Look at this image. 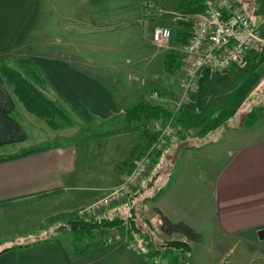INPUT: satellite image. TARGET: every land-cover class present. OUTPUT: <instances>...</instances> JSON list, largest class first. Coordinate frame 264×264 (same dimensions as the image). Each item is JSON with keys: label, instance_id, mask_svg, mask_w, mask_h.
I'll return each mask as SVG.
<instances>
[{"label": "crops", "instance_id": "crops-1", "mask_svg": "<svg viewBox=\"0 0 264 264\" xmlns=\"http://www.w3.org/2000/svg\"><path fill=\"white\" fill-rule=\"evenodd\" d=\"M44 1L0 0V56L11 49L23 47L37 28L46 25L48 17L52 19L53 31L58 21L64 25L73 17V24L97 32L119 30L135 23L147 31L158 22L161 26H170L174 34L171 48L166 53L173 55L174 65L171 69H165L163 59L160 63L162 72L158 71L169 78V82L167 85L157 84L166 96L172 95L171 89L180 80L179 73L184 72L186 63V56L180 51L183 44L181 37L185 32L190 33L194 21L182 12L189 8L188 0H172L169 4H166L167 0H158L159 4L153 8L148 6V0H62L64 5H59V0H52V12ZM196 6L195 15L200 10V4L197 3ZM255 10L256 7H253L251 12L256 14ZM253 18L257 23L252 17L251 22L261 32L264 14L253 15ZM250 53H254V48L230 69L215 73L227 76L236 71L232 76L235 78L236 74L256 61L254 54L257 51L253 54L256 59ZM21 57L31 59L39 67L41 77L38 78L37 87L42 86L43 90L54 93L59 103L64 107L70 106L72 113L82 117L86 115L83 117L85 119L99 118L101 121L113 116L122 119L118 125L109 128L112 131H109L110 139L105 141V145L90 148L88 145L92 141L85 138L87 140H84V145L87 148L75 143L66 154L46 147L22 157L1 161L0 202L9 201L5 206L25 201L39 204V199L47 196L67 197L62 191L66 187L72 191L69 194L77 195V200L82 203L92 196L93 200L97 199L105 188L115 184L129 169L131 162L126 169L119 170V174L113 172L115 163H120V156L128 157L136 147L147 145L151 139L152 132L146 126L139 131V120L128 122L123 118L127 108L143 99L131 101L130 96H126L125 86L115 85L119 74L113 71H109V75L105 72L81 71L53 54ZM1 61L4 60L1 58ZM215 73H210L208 68L202 71L199 77L200 87L195 94L197 99L184 105L185 113L182 115L189 120L208 117L209 121L198 129L189 124L178 123V133L174 135L176 139L173 143H168V149L158 156V161L166 157L171 164L166 167L167 164L163 162L160 173H155L150 181L151 185L156 182L158 189L154 194L159 191L158 195L149 198L153 194L145 191L134 201L141 202V211L154 226L159 227L161 224L156 212L158 209L171 221H182L199 233L197 241L187 240L184 236L178 239L186 241L191 247V251L186 254L189 259L181 264H264V119L260 113L264 102L252 109L256 110L253 118L257 119L247 124L250 109L243 108L234 112L233 108H224L227 103L223 101L222 93L227 90L214 85ZM28 114L35 116L25 109L11 87L0 83V156L31 147L30 142L34 137L29 127L23 123L30 119ZM142 119L146 124L152 120ZM121 125L136 127L138 134L133 137L128 135L130 132ZM115 135L119 136L116 137L118 146ZM125 140L127 145L131 141L134 144L129 149L122 148L119 151ZM84 149H90L91 154L104 161L103 171L96 173L97 167L83 163L86 156H81V161L77 164V158ZM81 163L82 167H78ZM88 179L92 183L83 186L81 182ZM144 196L148 198L143 200ZM57 225L56 222L51 223L49 228L55 231ZM203 234L204 239H209L212 234L214 249L216 243L223 238L238 242L243 237L247 246L237 252L232 260L225 261L226 255H217L216 250L211 251L202 246ZM174 235L180 234L171 236ZM50 236L52 235L46 236L43 231L42 239H39V236L29 233L18 243L0 246V251L4 249L0 252V264H157L155 260L150 259L151 262L144 257L141 250L131 249L128 240L125 242L128 248H104L103 244L99 248L83 250L69 249L60 238ZM17 237L19 236L14 239ZM198 242L200 244L196 249L200 253L193 246Z\"/></svg>", "mask_w": 264, "mask_h": 264}, {"label": "rangeland", "instance_id": "rangeland-1", "mask_svg": "<svg viewBox=\"0 0 264 264\" xmlns=\"http://www.w3.org/2000/svg\"><path fill=\"white\" fill-rule=\"evenodd\" d=\"M167 1L168 2H166V4L172 3V0ZM239 2L247 16L250 18L252 17V20L255 21V23H257V20L253 18V15L264 14V0H239ZM58 3L59 5H64L62 0H59ZM44 4L50 8L49 10L52 12L53 1L45 0ZM158 4V0H148L149 7L153 8ZM187 5H189V8H186V11L182 12L187 14L189 16L188 18L193 21L195 15V13L191 10L193 4L188 0ZM253 7H256V14L251 12ZM73 23L74 17L70 20V22L64 25L58 21L57 25H55V30L53 31L54 27L52 26V19L48 17V22L46 25L37 28V30H35V32L30 35L23 47L9 50L7 54H2L0 56V60L2 58L8 66L17 67L14 63V60L15 58L21 57V55L53 54L57 57L65 59L72 67L81 71H88L91 73L105 72L108 75L109 71H113L119 74L118 81L115 82V85H124L126 96H130L129 99L131 101L143 99V101L161 103L172 110L176 119L185 113L183 109L184 105L190 104L197 99L195 94L199 90L200 79L197 80L196 86L188 92L187 97L181 100V85L184 82L183 77H185V72L183 71L179 73L181 75L180 80L178 81L177 85L171 89L172 95L170 97L166 96L164 91H162L157 85L158 83H164L167 85L169 82V78H166L165 75L160 73L162 72L160 63L164 59L165 54L169 51L168 48H171V42L174 39V34L170 26L167 27L171 29V38L169 40V46L166 48L159 47L152 41L151 35L153 30L155 27L161 26L158 22L151 25V30L147 31H144L142 26H140L138 23H135L122 29L110 30L108 32L88 31L87 28L85 29L78 24ZM261 23L263 24L264 20H262ZM261 34L264 35V27H261ZM254 53H250V55L253 56L254 54V56L257 57L256 59L253 56L256 61L251 62V65L247 66L240 73L236 74L235 78H232V76L236 73V71H233L225 76L221 73H215L218 71L210 70V73H215L213 79L214 85L217 84L219 89L222 88L227 90L222 93V99L227 103L224 107L225 109L233 108L234 112L242 110L243 108L252 110L259 107L264 102V43L258 44L256 47H254ZM19 70L22 71L20 68ZM131 76L139 77V79L133 80L131 79ZM26 77L28 76L26 75ZM29 79L34 81L35 85H38L37 81H35V78L29 76ZM39 88L43 92L45 91L43 90L42 86ZM45 92V94L50 98H55L54 100H56L57 105L62 106V103L58 102L59 99L55 97L54 93L49 91ZM154 92L158 93V99L150 98L151 94ZM177 104H180V108H175ZM192 106L194 105L192 104ZM66 107H64L66 118H62V120H70L72 122V126L60 130H52L46 125L43 118H36L35 116L28 114L30 119H28V121L25 120L23 123L29 127V131L34 137V140H31L30 142L32 143L31 147L36 145H46L48 148H54L57 152L61 151L63 154H66L72 149V145L75 143H78L82 148H84L86 146L84 145L86 143L84 140H87L85 138H88L89 141H92L89 143L91 145H88L90 148L93 146H98L99 144L102 146L107 144L105 141L110 139L109 131L112 130L109 128L118 125V122L122 119L118 116H113L105 120L114 123L110 125V123L101 121L99 118L92 117V119H85L83 117H86V115L82 117L80 114L77 115L72 113L70 106L66 105ZM55 118L58 117L55 116ZM139 122L140 123H137V125H140L139 131H141L142 127L145 126L147 127L148 131L150 130L148 126L149 122L146 124V121L143 119H140ZM176 123L178 126V122ZM121 127L130 132L128 135H132V137L135 134H138L136 127L133 128L132 126L128 127L125 125H121ZM177 133L178 130L176 134ZM95 134L97 135L94 136ZM116 137L119 138V136H114L116 139V145L118 146L119 141ZM175 139L176 137L174 136L170 139L168 138L166 146H164L163 150H161L162 152L158 151L154 157L156 158L160 156L161 153L165 152ZM168 143L170 144L168 145ZM133 144L134 142L131 141V144L127 145V141L125 140L118 150L120 151L122 148L124 150L129 149ZM28 145L26 147H29ZM145 146L143 144L140 147H136L134 152L128 157L120 156L118 159L120 163H115L114 167L112 168L113 172L119 174V170H123V168L126 169L133 156L141 151ZM85 150L86 149H84L80 156H78L77 164L81 161V156H83L82 158L86 156L87 159H83V163H87L89 165L91 164L94 167H97L96 171L98 172L96 173L103 171L101 169L104 166V161L101 160V158L99 159L98 156L93 155V153L91 154L90 149H87L86 151ZM77 155H79L78 149ZM163 162L167 164L166 167L170 166L171 164V162H169L166 157H164V159L162 158L160 161H156L151 170H149L144 178L138 183L145 185L143 191H146L147 194H154L157 191L158 187L156 182L155 185L150 186L146 185V183H149L147 180L153 179L155 173H160V167H162ZM80 166L82 167V163L79 164L78 167ZM128 170L129 169H127V171ZM120 179H118L115 184L105 188L98 198L106 194L113 186L118 184ZM90 183H92V181L89 179L83 180L81 182L83 186ZM62 191L65 192L67 197H64V195H53L39 199V204L31 203L32 201H25L23 203L18 202L9 206L0 207V246L2 247L6 243H18L19 241L24 240L29 233L35 234L40 237L39 239H42L41 235L44 231V234L48 237L49 234H51L52 236L50 237L60 238L64 245L69 249L74 248V245L78 246L79 248H83L90 243H97V248L103 246L104 243V248H108L109 246L115 248H128L126 244L128 240L134 244V246L131 247L129 243L131 249L140 251L141 247L143 250H148L147 253H142V255H144V257L148 255L150 257L148 259L155 260L157 264H162V260L164 261V264H170V262L174 260H172V257L176 255L175 251H173L172 255H163V247L167 245V242L178 240L180 237H183V235L164 236L159 231L158 226H154L148 222L146 219L147 215H144V213L141 211L139 202L135 215V224L138 228L136 232H127L126 230H121L120 228H112L106 232L105 230L98 231V227H95L91 232L77 233L76 235L70 233H55L56 231H53L51 228H49L51 223L56 222L59 224L63 220H69L76 215L81 217L89 216L90 214L87 212V208L94 201L93 196L89 195V197L92 196L90 200L84 203L80 202L77 200V195L73 196L69 194L72 193V191H70V188L68 187H66L65 190L63 188ZM58 195H60V193H58ZM74 197L76 198L74 199ZM70 204H74V206L71 207L72 205ZM120 204H122L123 207H121V205H115L105 209L97 215L92 214L96 217L94 219L90 218V220L98 221L105 218H113L118 213H121L123 215H118L122 216L127 221V217L130 214L129 202L127 200L125 203ZM89 217L93 216L90 215ZM128 222L129 221H127L126 224ZM115 231H119L121 238L112 240L110 243H106L104 240H106V238L112 235V233ZM129 234L134 236L130 237ZM16 236L19 237L14 239ZM204 237L205 234H203L204 242L202 241V246L209 248L208 250L211 251L216 250L217 255H226L224 260H232V257L237 252L244 250L247 246L246 240L243 237H241V240L238 242L226 241V239L223 238L221 241L216 243V249H214L212 234H210L209 239H204ZM227 239L230 240V238ZM156 242L160 245V247H162L161 249L158 248V244ZM199 244V242L193 244L195 249ZM195 251L200 253V250L196 249ZM186 254L187 253H185V255L180 258L179 255H176L174 258H179V264L186 263L184 261L189 259V256ZM151 255H155L156 258L153 259ZM144 257L142 256L143 259ZM152 260L150 261L152 262ZM176 263H178V261H175V264Z\"/></svg>", "mask_w": 264, "mask_h": 264}, {"label": "built area", "instance_id": "built-area-1", "mask_svg": "<svg viewBox=\"0 0 264 264\" xmlns=\"http://www.w3.org/2000/svg\"><path fill=\"white\" fill-rule=\"evenodd\" d=\"M199 4L200 10L194 15L189 37L180 46V51L186 56L181 100L186 98L188 92L196 86L205 68L219 72L226 71L234 63L242 61L251 49L264 43V35L261 34L258 26L251 22L239 0H199ZM151 37L155 45L167 48L171 30L166 26H157ZM131 79L138 80L139 77L131 76ZM150 98L158 99V93L154 92ZM180 104L175 108H180ZM260 113L264 119V107ZM176 122L174 114L168 120L155 118L149 122L148 126L152 132L150 141L133 156L129 170L121 177L119 183L88 206L87 212L90 215L98 214L111 206L129 200L135 186L151 170L154 155L163 150L168 138L176 134L178 130ZM120 238L119 231H115L104 241L110 243ZM129 243L131 247L134 246L133 243Z\"/></svg>", "mask_w": 264, "mask_h": 264}, {"label": "trees", "instance_id": "trees-1", "mask_svg": "<svg viewBox=\"0 0 264 264\" xmlns=\"http://www.w3.org/2000/svg\"><path fill=\"white\" fill-rule=\"evenodd\" d=\"M193 6L191 7L192 12H194V8L198 7L196 6L197 3H199V0H189ZM189 32H185L183 36L181 37L182 43H185L189 37ZM16 60V62H15ZM14 60V63L17 67H11L8 66L6 62L1 61L0 62V83L5 84L8 87H12L13 93L17 96V99L22 103V105L25 107L27 111L34 114L37 117L43 118L46 122V125L53 130H60L64 129L66 127L72 126V122L70 120L63 121L62 118H66V113L64 112V106L57 105L56 100L50 98L47 96L37 85H35L34 81H31L29 79V76L35 78V81L38 82V78H40V70L39 67L35 62H33L31 59L28 58H17ZM164 66L165 69H171V67L174 65V57L172 54H165L164 56ZM19 68L22 70L20 71ZM26 75L28 77H26ZM200 77V76H199ZM42 85V84H40ZM254 111L251 110L247 115L246 122L247 124H251L255 119L253 118ZM173 115L172 110H170L168 107H165L162 104L157 103H151L149 101H141L138 102L131 107L127 108L124 112V119L128 122L132 121H138L142 118L144 119H155V118H161L163 120H168ZM57 116L58 118H55ZM62 120V121H61ZM209 121L208 117L198 119H186L184 117H178L177 122L181 124H189L193 126V128L198 129L200 126L206 122ZM95 134L94 136H96ZM46 145H40L35 147H30L23 149L19 152H16L14 154H10L7 156H0V162L14 159L18 157H22L24 155L36 152L38 150H41L43 148H46ZM159 160V159H158ZM157 158H154L153 161H158ZM153 162V166L154 163ZM152 166V167H153ZM149 183H146V185H151V180H147ZM145 185L138 184L133 189L134 192L131 195L130 199L128 200L130 205V214L128 215L129 221L126 224V219L123 218L120 215H123L121 213H118L113 218H105L98 221H92L90 218H95L96 216L91 215L93 217H81V216H73V218L69 220H65L64 222L58 224L55 228V231L57 233H70V234H77V233H88L91 232L93 228L98 227V231L105 230L106 232L110 229L114 228H120L121 230H126L127 232H136L138 228L135 224V215H136V209L141 202H135V198L139 195L141 196L144 191ZM159 191L156 194L151 195L149 198H155L158 195ZM148 196H144L143 200L147 199ZM141 201V200H140ZM9 203V201L0 202V207L5 206ZM121 207L122 204H120ZM118 205V206H120ZM126 205V204H124ZM124 209V208H123ZM157 214L159 215L161 219V224L159 226L160 231L167 236H171L173 234H180L183 235L187 240L190 241H197L199 238V233L194 230L191 226L188 224L182 222V221H171L166 215H164L160 210L156 209ZM97 215V214H95ZM130 237H133L134 235L129 234ZM80 237V236H79ZM157 243V242H156ZM97 243H90L89 245L84 246L83 248H79L78 246L74 245L75 249H89L92 247H96ZM100 244V243H98ZM155 244V242H154ZM158 244V243H157ZM102 245V244H100ZM137 245V244H136ZM165 245V244H164ZM151 246V245H149ZM156 246V245H155ZM140 247V246H139ZM158 248L160 245L158 244ZM141 251L144 253H147L148 250H143L140 247ZM4 250V249H3ZM1 250V251H3ZM0 251V252H1ZM173 251H175L176 255H179L180 257H183L185 253H189L191 251L190 245L186 241L182 240H173L167 242V245L163 247V255H172ZM176 255L172 257V262L170 264H175V261H178L179 264V258H174ZM147 258H150L148 255H146ZM151 257H155V255H151ZM164 259V258H163Z\"/></svg>", "mask_w": 264, "mask_h": 264}]
</instances>
